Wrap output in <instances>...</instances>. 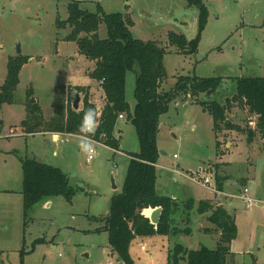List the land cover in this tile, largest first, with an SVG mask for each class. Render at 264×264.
<instances>
[{
  "label": "rangeland",
  "instance_id": "1",
  "mask_svg": "<svg viewBox=\"0 0 264 264\" xmlns=\"http://www.w3.org/2000/svg\"><path fill=\"white\" fill-rule=\"evenodd\" d=\"M71 1L0 0V86L5 80L8 58L17 55L27 58L19 71L13 102L0 104V264L119 263L116 254L111 256L109 252L101 218L109 212L112 195L121 191L127 153L139 149L132 124L125 116L116 122L115 134L121 152L96 144L89 163L86 162L88 145L83 137L63 134L55 141L45 133L28 135L21 126L31 98L47 121L53 115L54 92L60 86L72 97L76 86H89L94 91L99 88L98 82L89 76L94 61L86 58L74 41L66 39L69 27L57 25V21L67 17V5ZM76 1L89 12L100 7L104 13L127 14L133 21L129 29L134 38L168 47L163 57L166 77L160 85L162 91L173 88L178 76H219L223 78L219 87L211 94H198L197 99L224 104L235 93V78L264 77V0H203L208 19L193 54L178 53L175 46L168 44L169 32L184 33L185 22L192 26L195 10L184 0ZM97 34L100 39L107 36L103 22ZM134 77L135 67L127 72L125 81V97L131 110L135 104ZM200 102L179 95L159 117L157 192L178 197L185 191L196 202L205 198L214 204L219 202L233 215L237 227L233 243L239 254L233 258V264H264V209L261 204L246 208L234 197L246 180L251 196L264 202L261 134L247 123L243 110L235 108L227 120L241 130L225 133L221 150L225 151V147L228 150L221 158L217 157L212 117ZM78 106L82 107V103ZM248 129L255 132L250 142ZM231 142L234 144L229 147ZM251 145L254 147L250 151ZM25 157H36L66 173L75 189L71 202L59 195L51 199L50 206L37 204L24 217L21 159ZM207 167L209 176L216 173L223 179V195L218 200L207 187L191 179L197 170ZM186 213L181 205L174 215L173 225L182 233L134 239L129 248L134 263L166 264L168 249L176 242L193 247L190 244L195 245L199 240L201 245L214 248V233L188 235L191 229L184 219ZM197 217L195 209L189 211L191 228ZM185 228L189 229L188 233L183 231ZM38 238L44 241L30 251ZM231 263L229 259L228 264Z\"/></svg>",
  "mask_w": 264,
  "mask_h": 264
},
{
  "label": "trees",
  "instance_id": "2",
  "mask_svg": "<svg viewBox=\"0 0 264 264\" xmlns=\"http://www.w3.org/2000/svg\"><path fill=\"white\" fill-rule=\"evenodd\" d=\"M188 7L196 12V33L187 39L184 33H168V44L176 48V52L193 54L197 51L201 34L208 19V8L203 0H184ZM106 25L107 36L100 39L97 34L99 24ZM133 24L131 17L120 12L104 13L100 7L96 12L79 7L73 0L67 5V17L57 21L60 27H69L67 40L74 41L78 50L86 58L94 61V68L89 76L95 79L102 88L104 105L99 113L89 99V86H76L73 97L66 94L63 86L55 90L53 99V115L45 121L36 103L27 102V115L21 126L27 134L52 132L60 134L83 133V121L89 110L94 112L97 121L94 138L114 151H120L119 137L115 135L116 122L119 115L125 116L132 124L138 141V151L128 152L127 167L121 191L114 193L110 199L108 214L104 220L103 230L107 232L108 247L117 260L123 264H135L129 253L131 242L136 238L152 235L175 236L182 230L175 227L174 215L181 205L187 211L186 223L189 222V211L196 205L198 214L209 213V221L213 228H204V233H218L214 248L200 245L196 249H188L176 242L168 249L166 264H226L231 254L230 243L237 235V227L233 215L222 205H213L207 200H195L181 191L180 196L163 195L156 189V163L159 150L156 143L158 121L161 114L167 111L168 104L177 96L197 99L198 94L213 93L222 83L219 76L199 77L196 75L178 76L173 88L160 90L166 77L163 57L167 46L156 41H142L132 36L129 27ZM27 58L22 56L9 57L6 76L0 86V104L12 103L13 92L19 82V71ZM134 100L130 106L125 97V81L128 71L134 70ZM71 93V92H70ZM78 95L82 107L73 108V101ZM79 104V103H78ZM200 104L212 117V130L216 134L221 128L238 130L241 128L227 120L230 107H237L245 113V118L253 120L251 127L261 134L264 146V77L248 76L235 78V93L226 98L224 104L216 101H201ZM122 117V118H123ZM254 131L247 130L248 142ZM222 155L225 151L220 152ZM22 170V211L26 217L37 204H44L56 196H63L71 202L75 189L70 185L69 178L59 167L47 164L36 157L21 159ZM216 187L222 189L223 179L214 174ZM181 204V205H180ZM161 208L158 223L152 224L142 214L143 209ZM183 230L189 232L188 228ZM44 241L35 239L34 246ZM23 254V253H21ZM22 264V261H20Z\"/></svg>",
  "mask_w": 264,
  "mask_h": 264
},
{
  "label": "crops",
  "instance_id": "3",
  "mask_svg": "<svg viewBox=\"0 0 264 264\" xmlns=\"http://www.w3.org/2000/svg\"><path fill=\"white\" fill-rule=\"evenodd\" d=\"M195 12V11H194ZM194 20V19H193ZM185 22V21H184ZM182 24V23H181ZM183 29H184V34H187L188 32H189V30H190V27H189V25L185 22V24L183 25ZM94 68V67H93ZM92 68V69H93ZM98 85H99V83H98ZM99 89H100V91H99ZM89 99H91L92 101V103L94 104V102H96L97 104H95V107L97 108V111H100V109H101V107L104 105V102H105V100H104V97H103V92H102V88H101V86L99 85V88L98 89H96L95 91L94 90H92V89H90V87H89ZM235 108H237V107H234V106H232V107H230V109H229V111L227 112V115L229 114H231L232 113V111H234V110H236ZM45 118V117H44ZM119 119H122V118H119ZM46 120V119H45ZM232 132L233 130H231V129H225V128H221L216 134H215V136H216V143H215V146H216V148H217V151H216V154H217V157H219V158H221L222 156H224V154H222V155H220L219 154V152H218V150L220 151V152H223V150H221V144L223 143L222 141H223V138H225L226 139V137H225V133H227V132ZM235 131V130H234ZM39 133H45L46 135H50L55 141L56 140H58V138H59V135H63V134H60V133H52V132H39ZM118 134L120 133V129L118 130V132H117ZM35 134H37V133H35ZM35 134H28V135H35ZM116 135V134H115ZM232 135V134H231ZM64 136H68V137H70V136H72V137H75V136H80V137H83L82 135H75V134H66V135H64ZM228 137V136H227ZM220 139H222V140H220ZM84 140V139H83ZM85 141V140H84ZM86 142V141H85ZM87 143V142H86ZM232 144H234V142H231V144H230V146L229 147H231V145ZM88 145V144H87ZM99 145H104L102 142H100L99 143ZM226 144H224V146H225ZM229 145V143H227V146ZM104 146H106V145H104ZM107 147V146H106ZM253 147L254 146H250L249 147V149H250V151L251 150H253ZM111 149V148H110ZM227 150H228V148L226 149V147H225V152H227ZM117 152H121V151H117ZM55 156H57L56 155V152L55 151H53V153H52V157H54L55 158ZM174 158V157H173ZM177 158V157H176ZM176 158H174V159H176ZM244 186H247L246 185V180H245V184H244ZM204 187V186H203ZM209 189V188H208ZM222 189H223V183H222ZM222 189L221 190H219V194H217V193H214L213 191H211L210 189V191L213 193V195L215 196V200H218L219 199V197H220V195L222 194L223 195V191H222ZM184 193H185V195L186 196H191L194 200H195V198L193 197V195H190V193H188V192H185V191H183ZM221 195V196H222ZM236 196V195H235ZM234 196V197H235ZM172 197L173 198H176L177 196L176 195H172ZM200 200H207V201H209L211 204H213V205H221V204H219V202L217 203V204H214V203H212V201L210 200V199H208V198H205V199H200ZM195 202H196V200H195ZM51 205V200H49V201H47L46 203H44V206H50ZM196 208V205H195V207L193 208V209H195ZM192 209V210H193ZM153 209H150V208H148V209H143L142 210V214L144 215V216H146V217H148L149 218V214L151 213V211H152ZM196 210V209H195ZM196 214H197V218H196V220H197V223L195 224V226L193 227V228H191L190 227V221L187 223L188 224V226L187 227H189L190 229H191V231H190V233L188 234V235H192L194 232H198V233H202L201 235H205L206 233H204V231H203V229L204 228H213L212 226H210L209 225V223L208 222H210L209 221V218H208V215H209V213H204V214H198L197 212H196ZM190 215H191V213H190ZM209 234V233H208ZM218 233H214V238H213V242H215V245H216V241H217V238H218ZM180 237V236H179ZM186 238H188L189 236H185ZM143 240V238H136V240ZM144 239H146V238H144ZM235 240V239H234ZM234 240H232L231 241V243H230V252H231V254L230 255H228L227 256V259H226V264H228V260L230 259L231 261H232V263L231 264H233V258H235V256L236 255H238L239 254V252H237V249L234 247V243H233V241ZM180 243V242H179ZM181 244H183V243H181ZM186 244H188V245H186ZM186 248H188V249H196V248H198L200 245H201V243H200V241L198 240L197 241V243H195V245H193V244H190V246H193V247H189V243H185V244H183ZM214 245V246H215ZM205 246V245H204ZM207 247V246H206ZM108 249H109V247H108ZM141 249H143V246H141ZM109 252L111 253V251H110V249H109ZM113 254L111 253V256H112ZM107 262H109V261H107ZM106 262V263H107ZM117 262H119L118 260H117Z\"/></svg>",
  "mask_w": 264,
  "mask_h": 264
},
{
  "label": "built area",
  "instance_id": "4",
  "mask_svg": "<svg viewBox=\"0 0 264 264\" xmlns=\"http://www.w3.org/2000/svg\"><path fill=\"white\" fill-rule=\"evenodd\" d=\"M98 113H99V111H98ZM122 117H123V115H119V118H122ZM96 124H97V121L94 119H92L90 121L85 119L83 121V133L81 135L83 136V139L88 144V155L86 158L87 163H89L91 161V159L93 158V155L95 153L94 145L100 143V140L95 139L93 136ZM248 124L253 125V120L251 118H249ZM173 157L176 158V155L174 154ZM209 169L210 168H208V167H207V169H203V168L201 169L200 168L194 174H192L191 179L198 182L202 186L209 188L214 193L219 194V190L216 187L215 176L214 175L213 176L208 175ZM203 171L205 172V174H203ZM235 197L240 199L246 208H253L256 205L261 204L262 208L264 209V202L261 200L253 198L251 196L247 186H243L240 193L238 195H236ZM105 264H112V262L109 261Z\"/></svg>",
  "mask_w": 264,
  "mask_h": 264
},
{
  "label": "water",
  "instance_id": "5",
  "mask_svg": "<svg viewBox=\"0 0 264 264\" xmlns=\"http://www.w3.org/2000/svg\"><path fill=\"white\" fill-rule=\"evenodd\" d=\"M196 33V12L194 13V20L192 22V26L189 30V32L186 35L187 39H191ZM79 96L76 95L73 101V108L77 109L78 108V103H79ZM35 100L31 98V100L29 101L30 103H33ZM163 153V152H161ZM113 188H115V185H112ZM160 212H161V208L160 207H156L154 208L151 213L149 214V220L152 224L156 225L158 223L159 220V216H160ZM118 264H123L122 261H119Z\"/></svg>",
  "mask_w": 264,
  "mask_h": 264
},
{
  "label": "clouds",
  "instance_id": "6",
  "mask_svg": "<svg viewBox=\"0 0 264 264\" xmlns=\"http://www.w3.org/2000/svg\"><path fill=\"white\" fill-rule=\"evenodd\" d=\"M92 119H94V112H93V110L90 109L87 116H86V120L90 121Z\"/></svg>",
  "mask_w": 264,
  "mask_h": 264
}]
</instances>
